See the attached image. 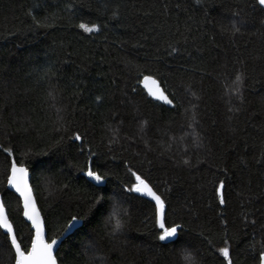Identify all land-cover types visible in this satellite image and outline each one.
I'll list each match as a JSON object with an SVG mask.
<instances>
[{
    "label": "trees",
    "instance_id": "trees-1",
    "mask_svg": "<svg viewBox=\"0 0 264 264\" xmlns=\"http://www.w3.org/2000/svg\"><path fill=\"white\" fill-rule=\"evenodd\" d=\"M254 6L0 0V193L22 246L30 247L33 231L7 188L14 159L31 171L47 239L62 237L72 216L84 218L63 238L59 264H189L188 254L192 264H228L218 251L225 246L232 264H259L264 12ZM237 11L248 23L233 35ZM81 23L98 31L85 32ZM237 72L245 77L242 101L230 92ZM146 75L174 106L144 91ZM89 168L105 185L89 180ZM133 172L164 199L168 226L182 225L170 241L156 238L155 203L128 191ZM116 205L127 223L112 235L106 221ZM6 241L0 228V264H15Z\"/></svg>",
    "mask_w": 264,
    "mask_h": 264
},
{
    "label": "snow or ice",
    "instance_id": "snow-or-ice-1",
    "mask_svg": "<svg viewBox=\"0 0 264 264\" xmlns=\"http://www.w3.org/2000/svg\"><path fill=\"white\" fill-rule=\"evenodd\" d=\"M198 4L202 3V0H196ZM39 5H37L38 7ZM118 7V5H117ZM256 7H259L261 12H264V0H255V6L253 11L256 10ZM113 18L118 16L117 12L112 13ZM35 20V17H33ZM232 23H231V31L233 35H236L240 32L241 27H246L248 21L241 16V12L237 11L232 13ZM37 27H44L39 21H36ZM79 28L83 29L85 32H95L98 31L99 26L96 24H79ZM227 30V29H223ZM172 52L176 51V48L171 49ZM139 74V73H138ZM145 82H151V84L156 85L157 81L152 76H144L143 77ZM245 84V77L243 73L237 72L235 75V79L232 81L231 86V94L235 95L237 99L242 101L243 99V92L242 89ZM150 95L154 96L156 99H163L168 104H172L173 100L168 99V97L164 94L162 90L158 87L156 90L149 88ZM52 94L49 93V96ZM96 99L99 101L101 97L97 96ZM238 110V109H237ZM59 111V110H58ZM61 119H63L61 117ZM74 138L76 140L81 139V135L79 132L74 133ZM59 143V142H58ZM5 152L11 154L10 149H4ZM185 165L189 164V161H183ZM131 171V170H130ZM26 175H27V168L25 167L24 163L17 162V160H12L11 167H10V174L7 176L8 183L15 187L16 191L20 193L21 197H23V216L27 218L28 221H31V229L34 230V235H31V245L30 247L27 244H22L18 242L17 235L13 229V225L9 222L8 217L3 212V206L0 205V228L6 230L5 235L7 237L6 243H8L10 249H14V256H15V264H58L57 257L54 255L53 247L57 245V238H51V242L45 240V221L44 218L41 216L40 210L36 207V203L31 196L30 189L26 183ZM135 177V183L132 185L128 191L143 193L145 195L150 196L155 201V225L160 229L159 235L156 237L160 241L171 240L177 236L178 229L182 228V225H178L175 222H171V226H168L169 222L167 220L165 214V201L161 198L160 195L153 190L150 186L149 182L141 175H137L135 172L132 173ZM87 176L91 177L94 181L103 182L105 177L97 174L96 172L92 171L91 168L87 171ZM224 187V181H220L219 187L216 189V192L220 195V203L224 204V196L221 190ZM98 201H103V197H98ZM102 206V205H101ZM83 217L72 216L71 219L68 221V224L65 226L63 232L60 233V236H64L65 233H70L83 220ZM127 221L122 215V211L119 208V205H116L112 209L111 215L108 217L106 221V226L110 227V234L115 235L121 232ZM226 223V222H225ZM255 224V221H252ZM23 239V238H21ZM211 244V241H208ZM227 245V241H224ZM219 253L228 261V264H232V260L230 258V249L228 246L221 247L218 249ZM184 259L192 264L194 258L191 254L185 255ZM259 264H264V251L259 253Z\"/></svg>",
    "mask_w": 264,
    "mask_h": 264
},
{
    "label": "water",
    "instance_id": "water-1",
    "mask_svg": "<svg viewBox=\"0 0 264 264\" xmlns=\"http://www.w3.org/2000/svg\"><path fill=\"white\" fill-rule=\"evenodd\" d=\"M146 76H151V75H146ZM152 77H153V76H152ZM153 78L157 81V84H156V85L151 84V82H145L144 79L142 78L141 86L145 89L144 91H146L147 94H148L151 98H153L154 100H157V102L159 101L160 103H163V104H165V105H168V106H174V103H172V104L170 105V104H168L165 100H163V99H156L154 96L150 95V93H149V88H151V89H153V90H156V88L158 87L160 90H162V91L164 92V94L168 97V99H170V97H169L168 94L165 92V90H163V87L161 86L160 82H159L155 77H153ZM25 167H26V166H25ZM26 168H27V167H26ZM9 174H10V173H9ZM88 178H89L90 181L93 182V184H95V185H97V186H103V185H105V183H106V179H104L103 182H100V183L98 184V182L94 181L91 177L88 176ZM26 183H27L28 188L30 189L31 196H32L33 200H34L35 203H36V207L40 210L41 216L44 218V221H45V216L43 215V213H42V211H41V209H40V207H39V205H38L37 198H36V195H35V192H34V188H33V185H32V174H31V171H30L28 168H27V175H26ZM150 186H151V185H150ZM151 187H152V186H151ZM7 188H8L9 191L13 192L14 194H16V195L20 198V201H21V203H22V207H23V197H21L20 193L16 191V189H15L14 186H12V185H10V184L8 183V180H7ZM153 190H154V189H153ZM154 191H155V190H154ZM142 194H143V193H142ZM143 196H145L146 198L152 200V201L155 203V201H154L150 196L145 195V194H144ZM0 205L3 206V212H4V214L8 217L9 222L13 225V229H14L15 234H16V230H15L14 224L12 223V221H11V219H10V216L8 215V210H7V208H6L5 204H4V196H3L2 193H0ZM22 214H23V213H22ZM23 218H24V220H25V221L31 226V221H28L27 218L24 217V216H23ZM80 224H81V222H80ZM80 224H79L77 227H79ZM45 225H46V222H45ZM1 229H2V228H1ZM74 230H75V229H74ZM74 230H73V231H74ZM2 231L5 233L6 230L2 229ZM32 231H33V235H34V230L32 229ZM44 231H45V236H44L45 240L48 241V242H51V240L47 239V238H48V235H47V231H46V226H45V230H44ZM73 231H72V232H73ZM72 232H70V233H66L64 236H62V237H58V238H57V245H54V247H53L54 255H56V253H57V251H58V249H59V247H60V245H61V242L63 241V238H65L66 235L71 234ZM17 239H18V238H17ZM18 242H20V241L18 240ZM13 250H14V249H13ZM56 257H57V256H56ZM57 261H58V259H57ZM58 264H59V262H58Z\"/></svg>",
    "mask_w": 264,
    "mask_h": 264
}]
</instances>
